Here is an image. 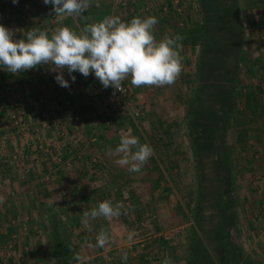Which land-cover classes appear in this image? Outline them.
Masks as SVG:
<instances>
[{
	"label": "rangeland",
	"instance_id": "374dc122",
	"mask_svg": "<svg viewBox=\"0 0 264 264\" xmlns=\"http://www.w3.org/2000/svg\"><path fill=\"white\" fill-rule=\"evenodd\" d=\"M111 1L113 9L109 0H92L83 17L72 18L56 16L43 0H19L17 5L0 0V24L23 38L28 30L51 36L69 27L79 33L108 17L130 22L155 16L157 40L185 36L202 24L201 0ZM223 9L230 22L223 19L222 27L230 37L226 59L220 60H227L229 68L222 102L234 95L237 109L229 124L219 122L215 137L222 166L216 204L208 199L211 181L204 180L196 162L193 119L187 116L195 109L192 103H213L201 101L198 94L195 76L202 46H183V72L172 86L136 88L125 81L129 110L120 111L110 125L96 118L91 107L98 98L106 109L112 92L94 74L73 73L72 82L65 71L69 89L58 85L57 73L47 65L17 75L0 68V195L4 201L6 188L17 184L24 188L20 200L27 205H0V218L11 215V220H0V264H58L56 243L63 247L60 252H69L61 254L62 264H77L69 248L84 256L85 264H162L165 258L173 264H264V111L259 107L253 116L244 107L249 87L264 81L258 66L264 64V25L259 23L264 0H221ZM219 106L226 120V108ZM242 119L249 122L245 143L236 128ZM210 124H205L208 150ZM129 133L154 148L140 173L118 165L119 156L112 154L121 135ZM10 192L19 199L15 190ZM104 200L122 203L128 214L111 221L100 218L86 227L84 213ZM101 229L111 235L105 248L95 247Z\"/></svg>",
	"mask_w": 264,
	"mask_h": 264
},
{
	"label": "clouds",
	"instance_id": "9594fccd",
	"mask_svg": "<svg viewBox=\"0 0 264 264\" xmlns=\"http://www.w3.org/2000/svg\"><path fill=\"white\" fill-rule=\"evenodd\" d=\"M51 5L56 16L72 18L83 17L91 6L92 0H43ZM14 5L19 0H12ZM158 18L133 17L130 22L119 16L103 19L83 27L79 33L69 27H61L49 36L43 31L28 30L23 38H16V31L0 24V68L17 75L21 72L50 66L56 72L55 80L63 88L71 87L64 73L67 71L72 82L79 72L85 78L94 74L103 88L111 87L124 92L125 81L130 79L136 88L146 86H172L183 72V37H167L157 40L154 33ZM111 151V150H110ZM113 155L119 156L116 163L127 167L129 172L140 173L154 155V148L141 143L135 135L122 134L119 145ZM3 197H0V203ZM128 208L122 203L111 200L99 202L96 207L84 213L82 223L103 218L111 221L128 214ZM132 234L129 235V239ZM111 242L108 231L101 229L96 236L97 248H105ZM88 247L93 245L88 244ZM73 252L77 264H85V257ZM125 253L123 261H127ZM162 264H173L171 258H165Z\"/></svg>",
	"mask_w": 264,
	"mask_h": 264
},
{
	"label": "trees",
	"instance_id": "16d2710c",
	"mask_svg": "<svg viewBox=\"0 0 264 264\" xmlns=\"http://www.w3.org/2000/svg\"><path fill=\"white\" fill-rule=\"evenodd\" d=\"M220 6L221 0H201V10L203 12L201 27L189 29L187 34L182 36V43L184 47L202 46V52L200 54L201 56L197 64L198 71L195 76L198 80V94L201 101H213V103L206 107H202L198 102L192 103V106L195 105V109L189 111L187 116H191L193 119L192 123L190 124V137H192V149L195 154V159L201 168V172L206 175L204 180L209 179L208 181H211V186L207 189V192L208 199H210L211 202H214V204L218 203L219 197L221 196V188L217 185V183L215 184V182L218 181L217 177L219 176L220 172H222L220 171L222 166H220L216 157L217 144L215 143V137L219 131V122H228L229 124V120L231 119L230 115L233 116L235 109H237V103L234 101V95L233 98L229 97V100L225 99V102H222V94L225 92L226 85V83L223 82L226 80V74L229 68H225V65L228 63L227 60L225 63L223 61L222 64L220 60L222 57L224 59L225 55H227V50L225 47L229 46L228 38L230 37L228 34H226L228 33V31L225 29L226 25L224 24L222 27V20L224 19L228 23L230 21L226 18V16H223L227 13L224 12V9L221 12L219 10ZM235 12H237V10H235ZM259 23L264 25L263 16H259ZM239 34L241 43H243L244 36L241 33ZM241 43H239L238 46H241ZM220 44H222V47H219ZM250 64L253 65V67H257L254 62H251ZM258 66L263 73L264 64H259ZM232 80L236 82V78ZM234 87L236 88L237 86L234 85ZM248 90L249 91H247L246 97H244V107L247 109V111H250L253 116H255L259 107L262 111H264V81L260 80L258 84L249 87ZM4 100L6 101V104H8V107L11 108L13 104L8 103L9 98L5 96ZM219 105H222L223 108H226V120L225 118H222L223 116L220 113V111L223 112L224 109H222ZM209 109L211 110L210 114L208 112ZM3 114L4 113H1L0 115L2 116ZM206 122H211L209 131L213 136V139L210 142L211 149L209 148V150L207 148L209 147V141L206 140L205 136V133L207 132L205 129ZM248 124L249 122L244 119L240 120L236 124V128L240 129L239 138L244 143L247 141L248 132L245 126ZM200 152L202 155H200ZM209 171L211 172L209 173ZM55 246L56 248L54 255L57 257L58 264H62L65 260L64 258H62L63 260L61 259V254L69 252L68 250H66L65 253L60 252L63 247H58L57 243ZM74 261L75 259L72 260L73 263Z\"/></svg>",
	"mask_w": 264,
	"mask_h": 264
},
{
	"label": "built area",
	"instance_id": "2783aa9c",
	"mask_svg": "<svg viewBox=\"0 0 264 264\" xmlns=\"http://www.w3.org/2000/svg\"><path fill=\"white\" fill-rule=\"evenodd\" d=\"M111 88V87H110ZM111 94L108 95V104L106 105V109H102L99 102L98 98H93L91 107L93 108L95 112V117L96 118H102L103 123L110 125L114 120V117L120 112L125 109L129 110V99H128V89L124 84V92H119L116 91L115 94L114 90L111 88ZM104 111H109L105 112ZM79 118H77L78 120Z\"/></svg>",
	"mask_w": 264,
	"mask_h": 264
},
{
	"label": "crops",
	"instance_id": "0c3cea01",
	"mask_svg": "<svg viewBox=\"0 0 264 264\" xmlns=\"http://www.w3.org/2000/svg\"><path fill=\"white\" fill-rule=\"evenodd\" d=\"M148 2H149V0H147ZM154 1V0H153ZM112 3V1L110 2V0H109V2L107 3L108 4V8L109 9H113L111 6H114V5H112L111 4ZM151 4V3H150ZM141 5L143 6L144 5V3H141ZM152 5V4H151ZM110 12V11H109ZM14 186H13V188L11 187V185H9V188H6V191H7V197H6V199L2 202V203H0V205L2 206V207H5V205H11V206H13V205H15L17 208H20L21 207V204H24V207H26L25 209H27V205H25L26 204V201H24V200H20L23 196H22V194H23V192L22 191H24V188H21V187H19L17 184H13ZM0 188H1V186H0ZM11 188V190H15L17 193H18V195H20V197H19V199H17L18 197H13V195H12V193L10 192L9 193V189ZM1 191V190H0ZM10 195H12V196H10ZM0 197H2V195H0ZM5 204V205H4ZM5 208H7V207H5ZM16 216V215H15ZM11 217V215H9L8 217H1L0 218V220L2 221V222H4L5 221V219H9ZM12 217H14V216H12ZM9 220H11V219H9ZM1 226H4V224H1ZM8 228V227H7Z\"/></svg>",
	"mask_w": 264,
	"mask_h": 264
}]
</instances>
